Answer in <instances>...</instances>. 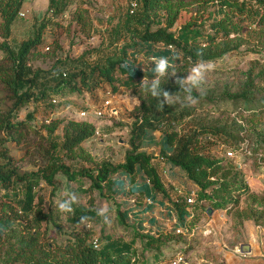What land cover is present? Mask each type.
<instances>
[{
  "label": "rangeland",
  "instance_id": "374dc122",
  "mask_svg": "<svg viewBox=\"0 0 264 264\" xmlns=\"http://www.w3.org/2000/svg\"><path fill=\"white\" fill-rule=\"evenodd\" d=\"M246 1L251 3L254 10L257 9V5L251 0ZM48 6L49 0H25L20 12L26 15H18L8 40L11 49L17 51L24 41L32 39L44 25L42 42L30 61L36 68L51 70L55 67L57 72L73 74L82 69L89 71V68L96 65H105L107 58L120 56V49L128 42L129 34L135 29L134 18L128 17L126 0H86L81 7L88 9L90 29H84L78 23L75 15L77 3L58 16ZM170 8L178 14L177 22L170 30L176 34L179 27L192 20L190 17L216 13V17L201 29L202 36L197 43L199 52L206 47V36L213 34L210 24L223 17L217 13L218 2L212 0H173ZM142 10L143 7L137 15ZM128 18L130 24L125 26ZM167 20L166 12H159L152 29L165 27ZM255 21L253 19L242 23L245 27L241 38L244 44L238 50L219 58L205 60L214 63L215 69L208 73L206 83L199 92L187 81L197 62L192 64L188 60L187 64L182 54H179L163 75L157 73L152 76L149 72L156 66V61L151 59L150 54L141 53L133 60L143 72H148L147 77L142 80L146 81L147 92L141 84L137 90L117 86V92L113 93L110 86L104 83L91 93L84 90L81 96L65 98L53 105V108L47 105L49 102L27 103L20 109L16 119V122L23 121L26 124L22 138L14 133L10 136L0 133V152L7 151L22 173L32 172L48 162L51 146L54 143L60 145L63 140L64 124L52 133L44 125L55 119L87 121L96 127L95 136L82 144L92 161L64 158V162L71 165L73 170L82 167L94 168L102 161L118 165L124 161L125 153L129 149L133 124L142 115L141 105H149L153 101L152 86L155 81H159L157 92L161 93L169 88L180 90L179 94L170 96L173 101L170 106L179 119L166 122L163 129L155 131V135L151 131L141 150L159 155V139L164 131H175L184 135L200 128L217 129V136H209L207 141L202 140L200 147L205 155L222 159L239 171L241 189L235 193V206L230 210H216V214L211 216L207 212H200L193 225L191 237L174 236L166 247L158 250L146 246L134 229L139 235L172 233L175 221L165 212L163 206L138 216L139 221L128 216L122 222L117 218V206L119 205L121 211L136 209L135 200L125 199L121 195L99 197L97 193L88 190V180L73 183L63 175H58L59 186L54 195L45 183L37 190L43 200V213L49 217V221L43 223L46 241L64 243L74 233H91L90 241H98L100 247L107 240L131 243L140 260H145L146 264H172L174 257L182 250L185 256L183 264H264V78L261 76L264 71V52L255 47L258 40L252 32L257 30ZM234 38L231 35L230 39ZM153 49L159 51L163 47L154 45ZM193 51L198 53L194 48ZM3 58L4 53L0 50V61ZM78 59L82 60L81 63H76ZM178 78L184 83H177ZM46 85L52 87L54 83ZM200 92H204V95L200 97L197 105L181 107L189 95H199ZM244 95L254 101L249 111L239 99ZM1 97L0 92V115H6L10 104ZM106 101L111 104L105 110ZM163 102L169 105L165 98ZM98 111L103 112L102 116H97ZM82 113L86 116H82ZM166 171L168 177L164 181L169 194L185 199L192 194L197 195V187L184 176L179 177L175 184L170 169ZM72 197L76 200L73 207L89 208L92 205L98 211L99 219L76 225L71 221L72 213H60L57 204ZM208 206L206 204L203 208ZM245 209L249 214H242ZM248 215L253 217L249 219ZM152 218L156 220V224L151 225L147 221ZM251 231L256 234L252 236ZM177 239L180 241L178 246L172 245ZM243 244L251 245L250 254L240 252ZM4 253L0 264H8L6 258L9 254Z\"/></svg>",
  "mask_w": 264,
  "mask_h": 264
},
{
  "label": "trees",
  "instance_id": "16d2710c",
  "mask_svg": "<svg viewBox=\"0 0 264 264\" xmlns=\"http://www.w3.org/2000/svg\"><path fill=\"white\" fill-rule=\"evenodd\" d=\"M25 0H0V50L4 58L0 61V92L2 99L10 104L6 115H0V133H14L22 138L26 124L23 121L16 122L18 113L27 103H47L53 108L63 99H68L87 91L91 93L104 83L110 86L111 92H117V86L131 90H137L141 81L146 78L148 72H143L136 65L133 58L138 54H150L152 57H167L175 61L173 56L182 54L186 62L195 64L198 59L211 60L238 50L244 44L241 39L245 27L243 22L256 19L257 30L252 31L257 36L255 47L264 52V0H251L257 9L246 0H212L217 1L218 15L222 18L215 19L210 27L212 35L206 36V47L197 51L198 39L202 36L201 29L216 13L190 17L184 25L179 27L178 34L170 31L177 22V13L170 8L173 0H141L138 11L128 17L134 18L135 29L129 34L128 42L120 49V56L107 58L105 65H96L89 71L82 69L78 73L67 74L57 72L53 67L44 70L33 67L30 64L31 56L37 52L42 42L44 25L40 27L36 35L24 41L17 51L12 50L8 40L11 29L16 21ZM86 0H49V10L58 16L77 3L75 15L78 23L84 29H90L91 21L88 19V9L82 8ZM143 7L142 13L137 15ZM165 11L167 23L165 27L152 29L154 20L159 12ZM130 18L126 21L129 25ZM172 18V19H169ZM119 30V29H117ZM249 33V32H248ZM234 35V39H230ZM246 43V42H245ZM154 45H162L163 50L155 51ZM171 46V49L169 48ZM214 49H211L213 48ZM193 48L200 53L198 56ZM78 59L76 63H81ZM185 62V63H186ZM187 62V64H188ZM153 66L149 72L152 76L157 74ZM169 69V68H168ZM264 78V71L261 73ZM47 77V78H46ZM44 78V79H43ZM54 83L51 87L46 84ZM169 96L179 94L177 88H169ZM161 92V93H163ZM163 95L154 98L149 104H142V115L133 124L129 139V149L124 156V162L113 165L108 161H102L97 167L73 170L71 165L64 162L69 160H82L91 162L92 159L83 149L82 144L92 139L96 133V127L87 121L75 119L52 120L44 127L54 132L63 125V140L51 146L49 160L36 171L22 173L15 166L12 157L7 151L0 152V261L4 254L8 264H146L140 260L131 243L119 240H107L102 246L95 249L92 245L91 233H74L64 243L46 241L43 231V223L49 221L42 209L43 200L38 193L42 183L52 189V195L59 186L58 175H63L69 182L79 183L89 181L88 190L97 193L99 197H108L120 194L126 198L135 200L136 209L120 210L117 206V218L124 222L128 216L135 220L138 216L150 212L158 195L169 198L157 169L154 167L156 157L141 151L142 144L150 136V132L163 129L166 122L177 121L179 117L173 108L164 103L163 108L159 102L163 101ZM242 104L249 111L254 105L252 99L241 96ZM48 107V106H47ZM215 128H200L188 134L178 132H162L160 140L159 159L168 162L178 168L198 189L193 205L187 203L185 197L172 201L176 223L172 233L157 235H139L134 232L145 245L150 248L162 249L174 236L189 238L191 229L200 212L226 209L235 206V193L241 189L239 171L236 167L222 159H216L205 155L200 147L202 140L207 141L209 136L218 134ZM144 199L151 201L144 203ZM38 200V203L35 201ZM209 206L204 209L203 207ZM71 221L79 225L80 217L84 221L99 219V213L92 205L89 208L73 207ZM204 209V210H203ZM247 213V209L242 211ZM252 214V213H251ZM247 216V215H246ZM251 215H248V218ZM190 217V220L187 218ZM48 220V221H47ZM151 225L156 224L155 219L147 220ZM53 223V219L50 218ZM188 229L185 234H177L176 229ZM159 232V231H158ZM151 234V233H150ZM175 240L172 245L178 246L180 241ZM178 253L184 254L183 250Z\"/></svg>",
  "mask_w": 264,
  "mask_h": 264
},
{
  "label": "clouds",
  "instance_id": "9594fccd",
  "mask_svg": "<svg viewBox=\"0 0 264 264\" xmlns=\"http://www.w3.org/2000/svg\"><path fill=\"white\" fill-rule=\"evenodd\" d=\"M197 55L199 56L200 53H197ZM175 58L176 56L174 54L173 59ZM151 59L156 61V67L154 71L163 75L170 65L169 59L167 57H160V58L152 57ZM214 69H215V65L211 61H205L202 58L198 59L197 63L192 67L191 75L187 78V81L190 82L199 92V89L203 87V85L206 83V77L208 73L212 72ZM145 83H146L145 80L141 81L144 91H146ZM158 83L159 81H155L153 83L152 90H151L152 97L158 98L160 95H163L165 100L169 103V105H171L173 101L171 100L168 92H163V93L157 92L156 88H157ZM177 83L183 84L184 81L178 78ZM188 91L191 92V89H188ZM203 95H204V92H200L199 95H193V94L189 95L187 97L186 102L181 104V107H194L195 105L198 104L200 97H202ZM159 105L161 108H163L164 102L163 101L159 102ZM75 203H76L75 197H72L71 199L61 200L57 204V210L63 214L74 213L75 209L73 208V205ZM83 221H84V217H80L79 222L83 223Z\"/></svg>",
  "mask_w": 264,
  "mask_h": 264
},
{
  "label": "crops",
  "instance_id": "0c3cea01",
  "mask_svg": "<svg viewBox=\"0 0 264 264\" xmlns=\"http://www.w3.org/2000/svg\"><path fill=\"white\" fill-rule=\"evenodd\" d=\"M153 134L155 135V132H153ZM150 137V136H149ZM148 137V138H149ZM157 138V137H156ZM159 139V138H158ZM161 139H159V141H160ZM143 145V144H142ZM159 150H161V148H160V143H159ZM141 151H143V152H146L144 149L143 150H141ZM147 154H150V155H153L154 157H156V160H154V167L157 169V171H158V174H159V176L161 177V179H162V182H163V184H164V186H165V188L167 189V184L165 183V181H164V179H165V177H168V174H167V169H170V172H171V176H172V179L175 181V184L178 182L177 180H178V178L179 177H182V176H184V178H186L185 177V175L178 169V168H176V167H173L171 164H169L168 162H166V161H163V160H161V159H159V155H157V154H152L151 152H146ZM159 154H160V152H159ZM124 162V161H123ZM122 162V163H123ZM161 166V167H160ZM163 168H166V170L165 169H163ZM187 179V178H186ZM192 184V183H191ZM167 192H168V195H169V198H167V199H164V198H162V196L161 195H158L157 197H156V200L155 201H158V202H156V203H154L153 204V208H152V210L150 211V212H152L154 209H155V207H161V206H163L164 207V209H165V212L166 213H168L169 215H171V217H173V219L175 220V213H174V211H173V208H172V201H175L177 198H180V197H173L171 194H169V190L167 189ZM117 195H120V194H117ZM122 196V195H121ZM123 198H125V199H129V198H126V197H124V196H122ZM131 200H133V199H131ZM143 201H146L147 203L146 204H150L151 205V201L150 200H148V199H144ZM216 212L217 211H213V213H212V215H214V214H216ZM175 217V218H174ZM173 220V221H174ZM256 234V233H255ZM255 234H253V231H251V235L252 236H254Z\"/></svg>",
  "mask_w": 264,
  "mask_h": 264
},
{
  "label": "built area",
  "instance_id": "2783aa9c",
  "mask_svg": "<svg viewBox=\"0 0 264 264\" xmlns=\"http://www.w3.org/2000/svg\"><path fill=\"white\" fill-rule=\"evenodd\" d=\"M126 4H127V11H128V14L129 15H134L137 11H138V7H139V2H138V0H126ZM20 17H24L26 14L24 13V12H19V14H18ZM170 49H171V47H169ZM110 104H111V102L110 101H106L105 103H104V108H105V110L110 106ZM97 116H102V114H103V112L102 111H98L97 113ZM82 116H86V114L85 113H82ZM230 155H232V153H229ZM194 200H195V195L194 194H192V195H190V197L187 199V203L189 204V205H193L194 204ZM187 220H190V217H188L187 218ZM175 223H176V218H175ZM187 231H188V229H182L181 227H179V228H177L176 229V233L177 234H185V233H187ZM193 232V230L191 229V233H190V237H191V235L193 234L192 233ZM92 245H93V247L95 248V249H97L100 245H99V243H98V241H93L92 242ZM184 261H185V256L183 255V254H181V253H178L175 257H174V259H173V261H172V264H183L184 263Z\"/></svg>",
  "mask_w": 264,
  "mask_h": 264
},
{
  "label": "water",
  "instance_id": "95a60500",
  "mask_svg": "<svg viewBox=\"0 0 264 264\" xmlns=\"http://www.w3.org/2000/svg\"><path fill=\"white\" fill-rule=\"evenodd\" d=\"M213 210L212 209H208L207 211V215L211 216L212 215ZM240 252L242 254H250L251 253V245L250 244H243L240 246Z\"/></svg>",
  "mask_w": 264,
  "mask_h": 264
}]
</instances>
